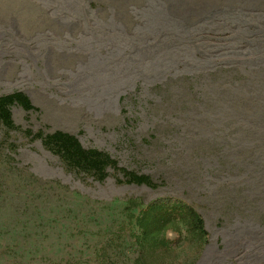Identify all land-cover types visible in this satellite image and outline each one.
<instances>
[{"label": "rangeland", "instance_id": "374dc122", "mask_svg": "<svg viewBox=\"0 0 264 264\" xmlns=\"http://www.w3.org/2000/svg\"><path fill=\"white\" fill-rule=\"evenodd\" d=\"M18 91L38 111L0 126V264H264V0H0V96ZM26 129L160 186L71 172ZM160 198L207 235L143 258L129 206Z\"/></svg>", "mask_w": 264, "mask_h": 264}, {"label": "trees", "instance_id": "16d2710c", "mask_svg": "<svg viewBox=\"0 0 264 264\" xmlns=\"http://www.w3.org/2000/svg\"><path fill=\"white\" fill-rule=\"evenodd\" d=\"M15 106L22 108L25 112L38 111L29 96L23 92L0 96V126L7 132L21 129L16 126L13 118L12 108ZM23 134L31 140H40L43 147L59 157L71 172L92 177L97 182L106 181L111 169L121 177L117 180L120 184L144 185L152 189L160 186L149 175L138 174L120 167L119 162L108 153L94 148H85L75 135L68 132L58 130L46 133L42 130L35 132L26 129ZM131 204L130 210H132L131 206L138 210L136 215L131 216L135 229L133 241L138 251L144 252L143 258L148 256V251L151 253L163 249L165 251L179 245L182 241V227L200 238L207 235L201 215L181 199L160 198L144 205ZM170 230L178 232L175 233L177 235L174 239L168 238ZM148 247L150 249H147ZM141 259H138V264H147L144 259L142 261Z\"/></svg>", "mask_w": 264, "mask_h": 264}]
</instances>
